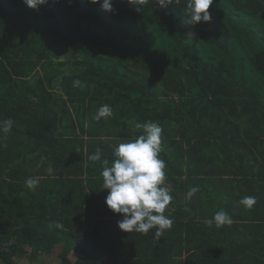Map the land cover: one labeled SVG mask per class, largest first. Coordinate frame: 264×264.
Returning <instances> with one entry per match:
<instances>
[{
    "label": "trees",
    "instance_id": "obj_1",
    "mask_svg": "<svg viewBox=\"0 0 264 264\" xmlns=\"http://www.w3.org/2000/svg\"><path fill=\"white\" fill-rule=\"evenodd\" d=\"M163 2L0 0V121L13 122L0 133V264L57 246L62 264H264V0H214L196 25L187 0ZM104 104L113 115L93 119ZM149 121L172 196L159 237L118 229L101 176ZM220 210L233 223L209 227Z\"/></svg>",
    "mask_w": 264,
    "mask_h": 264
},
{
    "label": "clouds",
    "instance_id": "obj_2",
    "mask_svg": "<svg viewBox=\"0 0 264 264\" xmlns=\"http://www.w3.org/2000/svg\"><path fill=\"white\" fill-rule=\"evenodd\" d=\"M47 0H24V3L33 9L43 5ZM90 3H99L105 11L113 10L112 0H89ZM130 5L139 10L147 0H127ZM214 0H187L188 23L196 25L199 22H208L211 19L209 12ZM170 4V3H168ZM163 0L159 5L166 7ZM79 85V81H75ZM113 115L109 105L104 104L97 109L93 119L99 121ZM12 121H0V133L7 134L11 131ZM136 129H143V134L132 138L127 142L119 143L113 150L114 160L101 161L102 151L100 148L89 156L92 162L101 161L104 165L101 172L103 189H107L108 195L105 203L109 210L116 214H122V219L117 221L119 230L127 233L139 232L147 234L150 229L156 228L155 235L161 236L165 229L171 228L173 221L164 215L166 207L172 201V196L167 187H163L166 178V162L159 157L161 152L162 127L155 122L135 124ZM53 172L51 167L46 170ZM39 184L38 179L28 178L25 185L29 189H35ZM199 189L192 187L186 193L191 198ZM238 203L245 208H251L256 203L253 196H245ZM211 227L213 223L217 228L233 223L230 215L220 210L215 213L213 219L206 221ZM57 228H62L60 223Z\"/></svg>",
    "mask_w": 264,
    "mask_h": 264
},
{
    "label": "rangeland",
    "instance_id": "obj_3",
    "mask_svg": "<svg viewBox=\"0 0 264 264\" xmlns=\"http://www.w3.org/2000/svg\"><path fill=\"white\" fill-rule=\"evenodd\" d=\"M167 188H170V185H167ZM61 247L57 246L54 248L52 253L47 254L45 256H31V250L26 248V252L17 259L16 264H62V255H61ZM76 255L72 252L69 254L70 259H74Z\"/></svg>",
    "mask_w": 264,
    "mask_h": 264
},
{
    "label": "crops",
    "instance_id": "obj_4",
    "mask_svg": "<svg viewBox=\"0 0 264 264\" xmlns=\"http://www.w3.org/2000/svg\"><path fill=\"white\" fill-rule=\"evenodd\" d=\"M256 172H257V169L254 170V174ZM208 184L212 185V182L209 181ZM224 184H227V183H224ZM213 188L216 191V196L215 197L220 196V193L222 192L221 191V188L218 185H214ZM223 188H224V185H223ZM203 194H204L203 192L197 193V195H196V201H214V200H211L212 198L210 200L208 198H206L204 200V198H202L203 197Z\"/></svg>",
    "mask_w": 264,
    "mask_h": 264
}]
</instances>
